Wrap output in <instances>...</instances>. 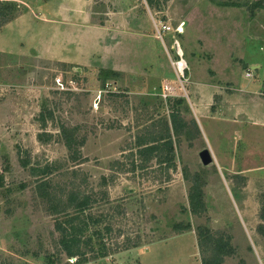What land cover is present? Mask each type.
I'll list each match as a JSON object with an SVG mask.
<instances>
[{
	"label": "rangeland",
	"instance_id": "1",
	"mask_svg": "<svg viewBox=\"0 0 264 264\" xmlns=\"http://www.w3.org/2000/svg\"><path fill=\"white\" fill-rule=\"evenodd\" d=\"M47 1H1L0 25ZM87 7L123 72L0 53V264H264V137L255 155L248 132L232 154L214 137L264 52V0Z\"/></svg>",
	"mask_w": 264,
	"mask_h": 264
},
{
	"label": "crops",
	"instance_id": "2",
	"mask_svg": "<svg viewBox=\"0 0 264 264\" xmlns=\"http://www.w3.org/2000/svg\"><path fill=\"white\" fill-rule=\"evenodd\" d=\"M89 2L49 0L23 12L0 28V53L23 57L34 55L48 61L123 72L115 62L110 61L111 46L105 44L109 40V28L92 22L87 7ZM260 52L248 55L253 64L245 77L235 75L236 85L233 88L236 93L231 96L233 105L228 108L230 117L237 118L233 130L229 135L223 125H217L220 131L214 133L217 141L225 135L224 143L229 144L230 154L239 138L246 143L247 132L252 139L251 153L254 152V155L259 153L256 142L260 136L264 137V98L259 97L260 90H264V52ZM220 107L221 112L227 110V106ZM205 124L201 123L204 129L206 126L213 128L207 121Z\"/></svg>",
	"mask_w": 264,
	"mask_h": 264
},
{
	"label": "trees",
	"instance_id": "3",
	"mask_svg": "<svg viewBox=\"0 0 264 264\" xmlns=\"http://www.w3.org/2000/svg\"><path fill=\"white\" fill-rule=\"evenodd\" d=\"M16 17H13V18L7 19L6 21H3V23H1V25H0V28L3 27L6 23L10 22L11 20H13ZM179 114H180V112L176 111L175 113H173L171 115V120L173 121V123L178 120V118L180 117ZM174 127H175V129H177L176 126H174ZM70 140H72V139H70ZM66 142H67L66 143L67 144V147L70 150H72L73 149V142L72 141H69L68 139H67ZM142 146H146V144L144 143V144H142ZM145 148H150V147H145ZM155 149H156V147H151L148 150L153 151ZM193 190L194 189H192V192L190 193L189 198H190V207L192 208V211L194 213V212H196V209L194 208V198H195V195H194ZM198 197H199V195H198ZM87 205H88V199L87 198H84L78 204V208H82L83 209ZM59 229H61V231L64 230L62 227H59ZM62 244L64 245V248H65L64 250L66 251V253L69 256V258L76 257V256L79 255L78 254L79 249H77V251H75V246L78 244L77 241L75 242V239H72V238L71 239H63Z\"/></svg>",
	"mask_w": 264,
	"mask_h": 264
},
{
	"label": "built area",
	"instance_id": "4",
	"mask_svg": "<svg viewBox=\"0 0 264 264\" xmlns=\"http://www.w3.org/2000/svg\"><path fill=\"white\" fill-rule=\"evenodd\" d=\"M177 50H178V54H179L180 47L178 45H177ZM179 56L181 57V60L179 62H177L176 66H177V69L179 71V74L180 75H183V72H184L185 67L181 65V61H183V63H184V59L182 58V55H179ZM248 75H251V74H248Z\"/></svg>",
	"mask_w": 264,
	"mask_h": 264
},
{
	"label": "water",
	"instance_id": "5",
	"mask_svg": "<svg viewBox=\"0 0 264 264\" xmlns=\"http://www.w3.org/2000/svg\"><path fill=\"white\" fill-rule=\"evenodd\" d=\"M200 156H201V158H202V160H203L204 163H211V161H212V157H211V155H210V153H209L208 150H204V151L201 153Z\"/></svg>",
	"mask_w": 264,
	"mask_h": 264
},
{
	"label": "bare ground",
	"instance_id": "6",
	"mask_svg": "<svg viewBox=\"0 0 264 264\" xmlns=\"http://www.w3.org/2000/svg\"><path fill=\"white\" fill-rule=\"evenodd\" d=\"M181 53H182V52L180 51L179 54L181 55ZM182 55H183V53H182ZM181 65L185 67V64L183 63V61H181Z\"/></svg>",
	"mask_w": 264,
	"mask_h": 264
}]
</instances>
